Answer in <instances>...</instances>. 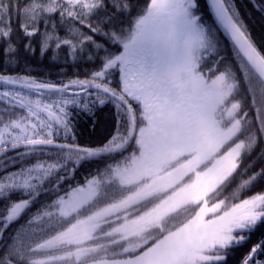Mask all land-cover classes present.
Here are the masks:
<instances>
[{
  "label": "snow or ice",
  "instance_id": "snow-or-ice-1",
  "mask_svg": "<svg viewBox=\"0 0 264 264\" xmlns=\"http://www.w3.org/2000/svg\"><path fill=\"white\" fill-rule=\"evenodd\" d=\"M210 6L218 27L203 21L199 0H0L5 56L18 60L21 42L34 54L35 37L40 55L51 51L54 60L62 48L73 60L85 58L87 45L97 52L107 53L105 44L122 49L100 57L89 78L59 86L0 73V164L7 169L10 152L13 162L37 156L0 176V200H9L0 241L42 194L51 197L9 238L0 264H227L264 226V195L221 198L264 137V52L230 0H210ZM57 15L64 36L50 23ZM221 30L235 63L221 54ZM86 59L94 63L96 55L87 51ZM45 91L58 96L43 102ZM82 94L94 99L81 103ZM97 104L113 105L115 128L101 144L82 146L75 117L94 115ZM86 163L102 167L72 184ZM257 176L264 171L243 181L233 200ZM14 193L26 198L12 201ZM260 256L264 239L240 264H264Z\"/></svg>",
  "mask_w": 264,
  "mask_h": 264
},
{
  "label": "trees",
  "instance_id": "trees-1",
  "mask_svg": "<svg viewBox=\"0 0 264 264\" xmlns=\"http://www.w3.org/2000/svg\"><path fill=\"white\" fill-rule=\"evenodd\" d=\"M21 4L25 2V0H20ZM145 0H140V3L143 4ZM230 2L234 5L235 10L239 12L240 18L243 20L244 24L246 25L249 33L253 41L258 46L261 52H264V11H260L261 5L259 0H230ZM111 11V9H110ZM199 14L202 15L203 21L207 25H211L213 27H218L216 24L214 17L212 15L211 9L209 7L208 0H199ZM103 13H101V16ZM119 19L123 20V26L127 27V20L125 17H120ZM50 23H56L58 25V34L61 36L65 35V28L63 25H59V16L55 17V20L51 21ZM77 27H80L83 31L89 32V29L76 24ZM106 31L113 30V25H105ZM119 23L116 24V30H119ZM13 40H18V37L21 35L19 31L18 24L13 17ZM41 31H43V26H41ZM96 40L100 43H105L102 37L96 36ZM219 38L221 42V54L225 57V59L229 62L235 63L236 58L232 48V45L228 38L224 35L223 31L221 30L219 33ZM33 48L36 49L34 54L26 53L23 48V43H20V52L18 60L11 56H5L0 53V73L9 74V75H27L32 78H35L38 81H47L51 83H55L58 86L62 83H67L70 80L75 79H86L89 78L90 74L94 70H98L101 67L102 61L100 57H103L109 53L118 52L122 50L119 46H113L111 44H105V47L108 49L106 53L103 49L99 50L98 52L96 49L91 46L87 45V51H91L96 55L95 62H90L86 59L87 51L84 53L85 58H78L73 60L72 57L66 55L65 50L62 48L58 51L57 58L54 60L52 59L51 51L44 56L40 55L39 51V37L33 38L32 42ZM114 78L115 82L118 79V74H113L112 79ZM113 86V85H112ZM117 86V83L116 85ZM32 95V94H31ZM50 95H58V94H50ZM33 98H37L32 95ZM57 97H47L44 95L43 97H39L43 102L50 103L51 100L56 99ZM94 99V97H85L82 94L81 103L85 102V100ZM259 105V95L258 98L256 97ZM73 107V106H70ZM2 108H0V111ZM73 110L74 107H73ZM116 125V113H112L109 110L100 111L98 108L94 109V115H89L87 113H81L75 117V135H76V142L82 146H97L104 142L109 135L113 132ZM58 143H63L64 140H57ZM71 143V140L68 141ZM264 147V146H263ZM259 149V148H258ZM55 151V149H53ZM40 159L44 160H51L54 157L49 155H39ZM14 153H8L7 159V169L0 164V176H3L7 173L16 172L24 165L32 164L36 162L37 156H33L29 160L13 162L12 157ZM264 165V162H263ZM97 167H100L98 164L95 163H86L76 173L75 179L71 181L72 184L83 183L86 176L89 173H92L96 170ZM257 173H261L260 167L258 169H254L253 171L248 173V176L251 178ZM247 176V177H248ZM245 177V178H247ZM244 178V179H245ZM243 180L235 187L234 190H237L238 186L241 185ZM253 190V187H255ZM264 192V177L261 176L258 178L254 184L252 185L251 189L249 190V194L255 195L260 191ZM26 197H22L19 193H14L11 195L10 199L12 201H18ZM51 197L48 195H41L38 200L39 202L34 204L28 212H25L21 215V217L13 223L4 233V238L0 241V256H3L7 251L6 245L9 244L10 237L17 231V229L26 223L29 219V215L37 211L40 207V203L46 202L50 200ZM9 206V200H0V216H2L7 207ZM264 239V226L259 227L257 231L251 236L250 240L247 244L243 247L238 248L235 250L229 257L227 264H240L241 259L243 256L250 250L251 246L255 244L258 240ZM258 259L264 261V256L258 257Z\"/></svg>",
  "mask_w": 264,
  "mask_h": 264
},
{
  "label": "bare ground",
  "instance_id": "bare-ground-1",
  "mask_svg": "<svg viewBox=\"0 0 264 264\" xmlns=\"http://www.w3.org/2000/svg\"><path fill=\"white\" fill-rule=\"evenodd\" d=\"M251 112L252 110L249 108V117H250ZM263 162H264V147H261L257 150V152L255 153L253 157L251 155L245 156L242 166L246 169L248 168L258 169L260 167V170L262 172L264 171Z\"/></svg>",
  "mask_w": 264,
  "mask_h": 264
},
{
  "label": "flooded vegetation",
  "instance_id": "flooded-vegetation-1",
  "mask_svg": "<svg viewBox=\"0 0 264 264\" xmlns=\"http://www.w3.org/2000/svg\"><path fill=\"white\" fill-rule=\"evenodd\" d=\"M99 110L100 111H105V110H111L112 112H115L116 111V109L113 107V105H111V104H107V105H105V106H103V107H100L99 106ZM231 179V178H230ZM209 206H211V201L209 202ZM212 214L211 213H209V216H211ZM207 218V217H206Z\"/></svg>",
  "mask_w": 264,
  "mask_h": 264
},
{
  "label": "rangeland",
  "instance_id": "rangeland-1",
  "mask_svg": "<svg viewBox=\"0 0 264 264\" xmlns=\"http://www.w3.org/2000/svg\"><path fill=\"white\" fill-rule=\"evenodd\" d=\"M51 93H48V92H45V95L47 96V97H57L58 95H50ZM32 95H34V94H32ZM33 97V96H32ZM74 107V106H73ZM72 107V108H73Z\"/></svg>",
  "mask_w": 264,
  "mask_h": 264
},
{
  "label": "water",
  "instance_id": "water-1",
  "mask_svg": "<svg viewBox=\"0 0 264 264\" xmlns=\"http://www.w3.org/2000/svg\"><path fill=\"white\" fill-rule=\"evenodd\" d=\"M209 1V5H210V0H208ZM211 7V6H210Z\"/></svg>",
  "mask_w": 264,
  "mask_h": 264
}]
</instances>
